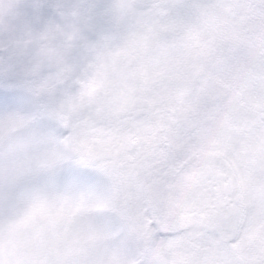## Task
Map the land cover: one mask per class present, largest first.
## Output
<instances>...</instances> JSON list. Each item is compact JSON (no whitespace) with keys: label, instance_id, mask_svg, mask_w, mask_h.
Wrapping results in <instances>:
<instances>
[{"label":"snow or ice","instance_id":"snow-or-ice-1","mask_svg":"<svg viewBox=\"0 0 264 264\" xmlns=\"http://www.w3.org/2000/svg\"><path fill=\"white\" fill-rule=\"evenodd\" d=\"M0 264H264V0H0Z\"/></svg>","mask_w":264,"mask_h":264}]
</instances>
